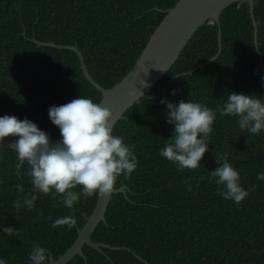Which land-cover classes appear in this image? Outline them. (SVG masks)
<instances>
[{
    "label": "trees",
    "instance_id": "16d2710c",
    "mask_svg": "<svg viewBox=\"0 0 264 264\" xmlns=\"http://www.w3.org/2000/svg\"><path fill=\"white\" fill-rule=\"evenodd\" d=\"M176 1L0 0V117L27 118L47 135L61 138L49 108L80 96L98 103L101 92L84 77L76 52L38 45L31 38L77 46L89 74L108 88L135 63L165 10ZM253 13L261 57L254 46L248 3L232 2L219 15V55L194 68L217 51L218 25L205 22L162 77L115 122L113 135L135 146L138 166L130 177L118 178L116 188L126 185L127 197L111 194L105 222L100 221L90 237L130 250L97 251L84 244L85 258L76 254L65 264H264V181L257 179L264 173V131H242L238 117L217 113L200 167L181 170L159 154L174 133L162 99L174 104L192 100L215 109L230 93L264 98V0H253ZM216 153H228L241 187L250 192L240 204L217 195L222 186L209 182L210 172L218 167ZM18 160L14 149L0 146V259L31 264L35 246L55 259L74 241L97 194L81 197L69 209L60 203L62 196L35 193L34 208L18 211L13 202L23 201L32 188L29 165L23 161L17 166ZM17 184L24 186L23 193L17 192ZM66 216H74L77 225L51 226ZM5 227L20 235L5 234Z\"/></svg>",
    "mask_w": 264,
    "mask_h": 264
},
{
    "label": "clouds",
    "instance_id": "9594fccd",
    "mask_svg": "<svg viewBox=\"0 0 264 264\" xmlns=\"http://www.w3.org/2000/svg\"><path fill=\"white\" fill-rule=\"evenodd\" d=\"M141 87H149L141 81ZM135 95V92L130 93ZM173 90L172 95H175ZM142 95V93H140ZM167 105V123L174 125L173 135L159 154L183 169H197L205 153L209 151L210 134L220 116L238 117L239 128L251 134L264 131V98L255 95L230 93L222 106L213 109L199 102L181 100L178 104L160 101ZM51 122L60 129L61 140L53 145L45 131L25 118L14 115L0 117V141L6 137H18L11 147L20 161L29 165L27 175L32 188L23 201L16 200L13 207L18 211L34 208L38 196L51 194L55 199L62 196L60 203L71 209L81 197L96 194L111 195L120 176L128 178L138 166L134 145L125 143L121 136L113 135L112 112L102 103L80 96L77 99L49 108ZM202 137V138H201ZM218 167L210 172L209 182L222 186L217 195L240 204L249 194L240 185V174L229 163L228 153H216ZM203 180L204 177H200ZM257 179L264 181V173ZM81 191H75L77 187ZM17 192L25 191L22 184L16 185ZM188 186V191H191ZM77 225L74 216L57 218L52 227ZM7 235L20 233L12 227H5ZM47 249L35 246L29 254L31 264H49ZM0 264L7 261L0 259Z\"/></svg>",
    "mask_w": 264,
    "mask_h": 264
},
{
    "label": "water",
    "instance_id": "95a60500",
    "mask_svg": "<svg viewBox=\"0 0 264 264\" xmlns=\"http://www.w3.org/2000/svg\"><path fill=\"white\" fill-rule=\"evenodd\" d=\"M235 1H246L248 3V13L253 26L254 46L258 55L261 57V53L257 46L258 22L253 13V0H177L172 7L165 10L163 18L153 29L135 63L118 82L108 88L102 87L89 74L83 56L77 46L69 44L59 45L53 42H41L35 37H32L31 39L38 45L66 48L76 52L84 77L101 92V99L98 103H102L103 107L109 108L112 112V123L114 125L115 122L122 117L124 111L149 90L171 67L178 58L185 44L201 24L209 22L218 25L217 51L207 61L194 68L203 67L219 55L221 51L219 15L227 5ZM193 69L188 72H191ZM142 80L146 81L149 87H141L140 83ZM132 92H135L136 94L131 95L130 93ZM140 93H142V95H140ZM48 136L53 145H56L61 140V138H53L50 135ZM17 139L18 137H6L3 141H0V146L13 149L11 144ZM22 162L23 161L18 160L17 166H20ZM127 189L126 185H121L115 188L113 193L122 192L125 197H127ZM110 197L111 195L97 194L92 212L86 217L82 227L76 229L77 235L74 241L57 258L54 259L50 254L49 264H65L76 254L85 258L82 251V246L84 244L97 251H102L101 247L115 249L125 248L130 250L128 247L110 246L103 242L93 241L90 237L96 225L100 221L105 222V212ZM136 256L139 259H142L139 255L136 254Z\"/></svg>",
    "mask_w": 264,
    "mask_h": 264
}]
</instances>
